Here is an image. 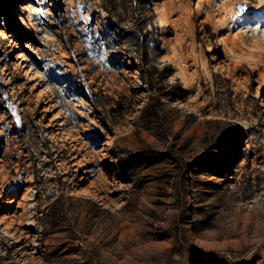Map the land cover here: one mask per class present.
<instances>
[{"label": "rangeland", "instance_id": "rangeland-1", "mask_svg": "<svg viewBox=\"0 0 264 264\" xmlns=\"http://www.w3.org/2000/svg\"><path fill=\"white\" fill-rule=\"evenodd\" d=\"M0 264H264V3L0 0Z\"/></svg>", "mask_w": 264, "mask_h": 264}, {"label": "trees", "instance_id": "trees-1", "mask_svg": "<svg viewBox=\"0 0 264 264\" xmlns=\"http://www.w3.org/2000/svg\"><path fill=\"white\" fill-rule=\"evenodd\" d=\"M144 61V60H143ZM88 88H90V90H91V94H94V92L92 91V89H91V87L89 86V85H86ZM145 111L148 113V114H150L151 116H156V115H158V111H155V110H153V111H151L150 110V104H147L146 105V109H145Z\"/></svg>", "mask_w": 264, "mask_h": 264}, {"label": "snow or ice", "instance_id": "snow-or-ice-1", "mask_svg": "<svg viewBox=\"0 0 264 264\" xmlns=\"http://www.w3.org/2000/svg\"><path fill=\"white\" fill-rule=\"evenodd\" d=\"M261 3H264V0H260ZM240 11H244V8L241 7Z\"/></svg>", "mask_w": 264, "mask_h": 264}, {"label": "bare ground", "instance_id": "bare-ground-1", "mask_svg": "<svg viewBox=\"0 0 264 264\" xmlns=\"http://www.w3.org/2000/svg\"><path fill=\"white\" fill-rule=\"evenodd\" d=\"M237 16H239V14H238ZM232 17H234V16H232ZM18 240H19V239H18ZM18 240H17V241H18ZM19 241H20V240H19ZM23 248H25V247H24V246H20V247H19V249H21V250H22Z\"/></svg>", "mask_w": 264, "mask_h": 264}]
</instances>
